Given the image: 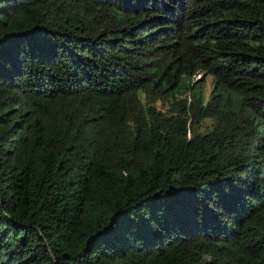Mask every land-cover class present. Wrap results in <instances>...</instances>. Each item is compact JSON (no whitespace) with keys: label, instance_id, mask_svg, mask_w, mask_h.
Wrapping results in <instances>:
<instances>
[{"label":"trees","instance_id":"16d2710c","mask_svg":"<svg viewBox=\"0 0 264 264\" xmlns=\"http://www.w3.org/2000/svg\"><path fill=\"white\" fill-rule=\"evenodd\" d=\"M0 264H264V0H0Z\"/></svg>","mask_w":264,"mask_h":264},{"label":"rangeland","instance_id":"374dc122","mask_svg":"<svg viewBox=\"0 0 264 264\" xmlns=\"http://www.w3.org/2000/svg\"><path fill=\"white\" fill-rule=\"evenodd\" d=\"M201 78H202V76L200 74H197V75H195L194 80H199ZM200 83L203 86L204 92L207 94L208 91H209V88H210V78H209V76H205Z\"/></svg>","mask_w":264,"mask_h":264}]
</instances>
